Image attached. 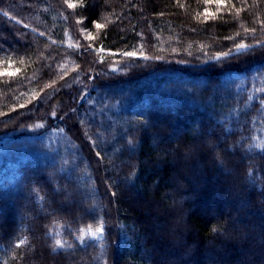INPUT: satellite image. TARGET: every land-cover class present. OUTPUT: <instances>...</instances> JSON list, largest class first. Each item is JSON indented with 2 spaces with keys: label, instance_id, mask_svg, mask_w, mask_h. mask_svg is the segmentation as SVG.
I'll return each instance as SVG.
<instances>
[{
  "label": "trees",
  "instance_id": "16d2710c",
  "mask_svg": "<svg viewBox=\"0 0 264 264\" xmlns=\"http://www.w3.org/2000/svg\"><path fill=\"white\" fill-rule=\"evenodd\" d=\"M4 72L0 264H264V0H0Z\"/></svg>",
  "mask_w": 264,
  "mask_h": 264
},
{
  "label": "snow or ice",
  "instance_id": "6c2138e0",
  "mask_svg": "<svg viewBox=\"0 0 264 264\" xmlns=\"http://www.w3.org/2000/svg\"><path fill=\"white\" fill-rule=\"evenodd\" d=\"M226 2V0H221V6H224V3ZM70 7H73V8H75L76 7V5L75 4H70L69 5ZM239 9H237V14H239ZM208 15H213V14H208ZM104 27V25H102V24H96V28H103ZM254 31V30H253ZM89 39H91V40H95L96 39V37H94V36H91L90 34H89V37H88ZM230 39H235V37H229ZM250 46L249 45H247V44H244V43H239V44H237L236 45V50L237 51H244V50H247L248 48H249ZM98 51L99 52H103L104 51V49H98ZM231 49L229 50V52H224V53H221L219 56H217V57H215V59H217V60H219V59H221V58H226L227 56H229L230 54H231ZM125 55H128V56H135L136 55V53L135 52H128V53H124ZM22 63V62H21ZM0 75H8V76H13V75H15V73H13V72H4V73H0ZM48 87H52V85H48ZM33 98H35V96L33 97ZM21 107H24V105H21ZM103 231V228L101 227V228H98V229H96V231L95 232H93L92 233V235H96L98 232H102ZM26 243V241H21V243L20 244H18L17 245V247H22L24 244ZM56 246H58V247H63V244L61 243V241H59V240H57L56 241Z\"/></svg>",
  "mask_w": 264,
  "mask_h": 264
},
{
  "label": "rangeland",
  "instance_id": "374dc122",
  "mask_svg": "<svg viewBox=\"0 0 264 264\" xmlns=\"http://www.w3.org/2000/svg\"><path fill=\"white\" fill-rule=\"evenodd\" d=\"M99 143L101 144L102 142H101V141H99ZM161 151H162V152H163V154L165 155V153H164V152H165L166 150H165V148H164V147H162V150H161ZM159 158H163V156H161V157H159ZM171 162H173V161L171 160ZM158 170L160 171V169H159V168H158ZM200 185H202V186H203V185H205V183H204V184L202 183V184H200ZM216 187H217V186H215V185H213V186H212V188H216ZM153 191H155V188L153 189ZM133 196H134V195H133ZM148 209H151V208H149V207H148ZM212 209H213V208H212ZM147 213H148V212H147ZM212 213H213V211H211V212L209 211L208 213H206V215H208V216H212ZM240 261H241V260H240Z\"/></svg>",
  "mask_w": 264,
  "mask_h": 264
}]
</instances>
